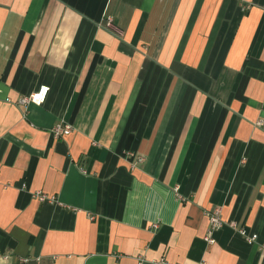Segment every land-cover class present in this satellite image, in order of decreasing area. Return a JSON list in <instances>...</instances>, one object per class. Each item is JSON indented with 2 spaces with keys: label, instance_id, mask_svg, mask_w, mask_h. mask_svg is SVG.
<instances>
[{
  "label": "crops",
  "instance_id": "1",
  "mask_svg": "<svg viewBox=\"0 0 264 264\" xmlns=\"http://www.w3.org/2000/svg\"><path fill=\"white\" fill-rule=\"evenodd\" d=\"M261 119L264 0H0V264H264Z\"/></svg>",
  "mask_w": 264,
  "mask_h": 264
},
{
  "label": "built area",
  "instance_id": "2",
  "mask_svg": "<svg viewBox=\"0 0 264 264\" xmlns=\"http://www.w3.org/2000/svg\"><path fill=\"white\" fill-rule=\"evenodd\" d=\"M107 28L116 30V31L118 30L114 26L111 18L107 19ZM48 90L49 89L47 86H44V85L40 86L37 90L31 92L30 94L20 97L18 99V104L27 105L29 103H34V104L40 105L45 101ZM263 123H264V119H261L256 124L260 125ZM70 132H71V127L70 125H67V124L57 123L52 128V135L55 138L60 137L62 135H67ZM36 195L40 201H50L52 198L42 193H37ZM207 216H208V229H207V234H206L205 239L207 242H212L213 232L220 229L224 225L225 222L221 218V208L220 207H214L210 209L209 211H207ZM238 232L242 236H244V238L246 239L248 243L254 242L257 238V234L255 233L248 234L244 228H240ZM27 261H28L27 258L22 259V262H27Z\"/></svg>",
  "mask_w": 264,
  "mask_h": 264
}]
</instances>
